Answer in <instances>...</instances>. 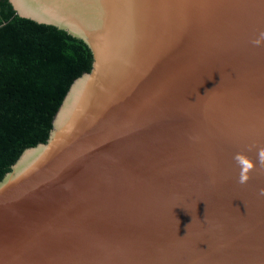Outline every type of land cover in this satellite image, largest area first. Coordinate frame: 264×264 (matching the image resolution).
<instances>
[{"label": "water", "instance_id": "obj_1", "mask_svg": "<svg viewBox=\"0 0 264 264\" xmlns=\"http://www.w3.org/2000/svg\"><path fill=\"white\" fill-rule=\"evenodd\" d=\"M10 2L93 64L0 180V264H264V0Z\"/></svg>", "mask_w": 264, "mask_h": 264}, {"label": "trees", "instance_id": "obj_2", "mask_svg": "<svg viewBox=\"0 0 264 264\" xmlns=\"http://www.w3.org/2000/svg\"><path fill=\"white\" fill-rule=\"evenodd\" d=\"M92 64L82 39L0 0V180L26 148L48 140L71 84Z\"/></svg>", "mask_w": 264, "mask_h": 264}]
</instances>
